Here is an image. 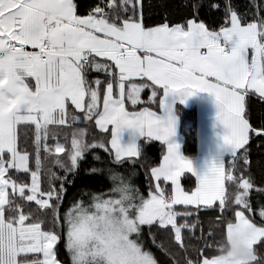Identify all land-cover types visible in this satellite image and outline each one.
I'll list each match as a JSON object with an SVG mask.
<instances>
[{
  "label": "snow or ice",
  "instance_id": "obj_1",
  "mask_svg": "<svg viewBox=\"0 0 264 264\" xmlns=\"http://www.w3.org/2000/svg\"><path fill=\"white\" fill-rule=\"evenodd\" d=\"M199 93L227 132L198 170L174 104ZM254 146L264 153V0L246 12L232 0H0V264H264ZM97 149L113 166L83 179L107 172L109 188L73 191L87 155L102 163ZM139 170L146 195L126 183ZM204 214L223 225L218 250Z\"/></svg>",
  "mask_w": 264,
  "mask_h": 264
},
{
  "label": "trees",
  "instance_id": "obj_2",
  "mask_svg": "<svg viewBox=\"0 0 264 264\" xmlns=\"http://www.w3.org/2000/svg\"><path fill=\"white\" fill-rule=\"evenodd\" d=\"M173 2L178 3L179 0H173ZM232 3L237 8L238 11L246 12L249 8L250 0H232ZM147 93H148L147 89L141 93L142 100H147ZM128 108L129 110H133L130 105L128 106ZM135 110H139V108ZM153 110L158 111V105L154 107ZM174 110L176 111L179 131L182 137V152H183L182 154L185 157H194L197 153L196 117H195L194 109L186 108L180 104H175ZM255 111L257 115L260 114L261 110L258 105L255 107ZM89 131L91 135H95L98 132V130L95 129L94 127V123L90 127ZM89 138H91V136ZM69 140H70V131H69ZM61 142H63V140ZM68 146L70 147V143ZM153 147L155 148V151L152 153V155L158 161L160 155L158 142H156ZM96 152L100 156L102 163L100 161L94 160L91 155H87L85 159L80 162V173L75 179L76 188H74L73 191L83 187L86 184H90L93 188H96L97 190H105L110 186V180L108 179L107 172H105L104 175L99 176V179L97 181H87L83 179L84 169L86 168H89L93 165H96L97 167H101L102 169H106L109 166H113L112 161L108 159L107 154L104 153L102 149H97ZM60 155L63 156L64 154H60ZM252 164H253V172L255 173L257 179H259L262 175H264V153L255 151V146L252 152ZM54 170H56L60 175L63 174L61 170L58 169H54ZM123 170L131 173V169L129 166H125L124 168L120 169V172L123 173ZM136 176L139 185L143 189H146L147 191L142 170H139ZM185 176H190V174H185ZM193 185H194V178H192L191 181H186L184 180V177H182V186L191 187ZM200 219L203 222L202 224L203 235L207 237L209 233H212L213 238L209 239L208 242L210 244H213L214 249L218 250L220 243L224 242L223 225H218L215 222V218L211 216V214L201 215ZM200 236H201V228L197 227L196 237L194 239L199 238Z\"/></svg>",
  "mask_w": 264,
  "mask_h": 264
},
{
  "label": "crops",
  "instance_id": "obj_3",
  "mask_svg": "<svg viewBox=\"0 0 264 264\" xmlns=\"http://www.w3.org/2000/svg\"><path fill=\"white\" fill-rule=\"evenodd\" d=\"M175 104H180L179 102H175ZM174 104V107H175ZM182 105V104H180ZM186 108H192L195 112L196 117V145H197V153L196 156L192 157L196 160L197 169H201L204 167L200 165V161L198 163L199 158L207 157L205 154L213 155L215 158L217 152L219 151L218 145L220 143V137L226 134L227 129L223 127V125L219 124L216 119L217 107L215 97L209 93H199L191 97L186 106L182 105ZM174 115L176 116V111L174 110ZM177 118V116H176ZM176 138H181V134L178 126L177 119V130H176ZM202 154V157H201ZM214 158L209 159V161Z\"/></svg>",
  "mask_w": 264,
  "mask_h": 264
},
{
  "label": "rangeland",
  "instance_id": "obj_4",
  "mask_svg": "<svg viewBox=\"0 0 264 264\" xmlns=\"http://www.w3.org/2000/svg\"><path fill=\"white\" fill-rule=\"evenodd\" d=\"M176 139V142L177 143H179L180 145H181V153H183L182 152V137L181 138H175ZM183 155V154H182ZM207 156V157H205L206 159H204V158H199L197 161H198V163H199V161L201 162L200 163V165L201 166H203L204 164H206V162H209V159H211V158H214L213 157V155H209V154H205L204 153V156ZM184 156V155H183ZM196 156V155H195ZM201 157H202V154H201ZM186 158H188V159H190L191 161H192V163H193V165H194V168H196L197 169V166L198 165H196V160L194 159V158H192V157H186ZM202 169V168H201ZM199 170V169H198ZM124 173H127V174H129L130 175V173L129 172H127V171H125V170H123V173L122 174H124ZM187 174V173H186ZM107 175H109V174H107ZM133 177V184L136 186V187H139L143 192H144V194L146 195V189H143L140 185H139V182H138V180H137V176L135 175V176H132ZM110 184H111V181H110ZM109 188V187H108ZM108 188H106L105 190H107Z\"/></svg>",
  "mask_w": 264,
  "mask_h": 264
},
{
  "label": "clouds",
  "instance_id": "obj_5",
  "mask_svg": "<svg viewBox=\"0 0 264 264\" xmlns=\"http://www.w3.org/2000/svg\"><path fill=\"white\" fill-rule=\"evenodd\" d=\"M126 183L128 184L129 188L134 187V184H133V177H132V176L127 177V178H126Z\"/></svg>",
  "mask_w": 264,
  "mask_h": 264
}]
</instances>
